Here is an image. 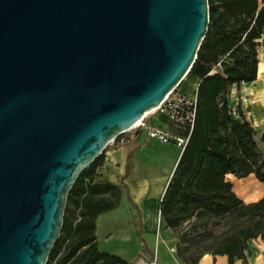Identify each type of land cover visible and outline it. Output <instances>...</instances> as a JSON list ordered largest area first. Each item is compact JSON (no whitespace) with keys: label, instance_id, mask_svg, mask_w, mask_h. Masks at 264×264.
Listing matches in <instances>:
<instances>
[{"label":"water","instance_id":"water-1","mask_svg":"<svg viewBox=\"0 0 264 264\" xmlns=\"http://www.w3.org/2000/svg\"><path fill=\"white\" fill-rule=\"evenodd\" d=\"M208 0H0V264H47L79 173L187 75Z\"/></svg>","mask_w":264,"mask_h":264},{"label":"trees","instance_id":"trees-1","mask_svg":"<svg viewBox=\"0 0 264 264\" xmlns=\"http://www.w3.org/2000/svg\"><path fill=\"white\" fill-rule=\"evenodd\" d=\"M208 9L207 32L187 73L199 78L194 119L171 123L187 142L160 201V218L176 238L181 264H198L204 254L247 264L248 242L264 240V196L246 203L225 177L253 174L264 184V133L256 140L230 93L256 79L264 0H208ZM103 155L79 173L70 190L47 264H132L97 246L96 217L121 198L118 186L94 183ZM130 170L128 162L124 179Z\"/></svg>","mask_w":264,"mask_h":264},{"label":"crops","instance_id":"crops-1","mask_svg":"<svg viewBox=\"0 0 264 264\" xmlns=\"http://www.w3.org/2000/svg\"><path fill=\"white\" fill-rule=\"evenodd\" d=\"M258 41L256 79L234 86L230 93L231 104L240 107L256 132V140L264 133V26ZM198 83V77L189 75L182 79L178 91L194 99ZM146 119L151 125L172 130L169 116L159 109L148 112ZM180 155L181 149L175 143L149 139L143 130L108 144L94 183L118 186L121 198L115 208L96 217L95 237L101 251L132 264H150L154 260L156 264H181L176 252L170 251L171 247L175 248L176 238L161 224L160 218V201ZM128 162L131 170L124 179ZM225 178L246 203L264 196V184L253 174L242 178L226 174ZM248 246L247 264H264V240H250ZM198 264L244 263L239 259L229 263L226 255L204 254Z\"/></svg>","mask_w":264,"mask_h":264},{"label":"built area","instance_id":"built-area-1","mask_svg":"<svg viewBox=\"0 0 264 264\" xmlns=\"http://www.w3.org/2000/svg\"><path fill=\"white\" fill-rule=\"evenodd\" d=\"M156 109L165 112L169 116L171 123L177 124L186 121L192 124L195 113V98L190 99L182 95L178 91L177 85L166 95L160 106ZM147 114L148 113H146L131 128L126 130L118 137L131 133L133 130H143L147 138L156 140L161 143L173 142L182 150L187 142V139L176 134L174 131L168 128H160L158 126L149 124L146 119ZM112 142H114V140ZM170 251L172 253L176 252L174 247H171ZM150 264H156L155 260Z\"/></svg>","mask_w":264,"mask_h":264},{"label":"rangeland","instance_id":"rangeland-1","mask_svg":"<svg viewBox=\"0 0 264 264\" xmlns=\"http://www.w3.org/2000/svg\"><path fill=\"white\" fill-rule=\"evenodd\" d=\"M186 77H188V76L186 75L185 78H186ZM132 132H134V130H133ZM110 143H112V142H110ZM110 143H109V144H110Z\"/></svg>","mask_w":264,"mask_h":264}]
</instances>
